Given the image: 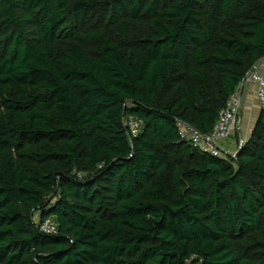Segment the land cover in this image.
<instances>
[{"label": "trees", "instance_id": "trees-1", "mask_svg": "<svg viewBox=\"0 0 264 264\" xmlns=\"http://www.w3.org/2000/svg\"><path fill=\"white\" fill-rule=\"evenodd\" d=\"M263 58L264 0H0V264H264V110L178 134Z\"/></svg>", "mask_w": 264, "mask_h": 264}, {"label": "built area", "instance_id": "built-area-1", "mask_svg": "<svg viewBox=\"0 0 264 264\" xmlns=\"http://www.w3.org/2000/svg\"><path fill=\"white\" fill-rule=\"evenodd\" d=\"M259 63L260 61L256 63L254 71L248 72L242 78L234 95L226 103L224 109L219 112L218 120L209 135L203 136L179 124L178 134L180 138L189 142L193 148L212 157L226 160L228 156H234L236 151L228 155L223 151V148L225 147L233 127L239 124V111L242 104L241 95L239 93L240 89L247 85L254 86L260 110H264V76L256 70ZM122 124L128 127L129 135L132 137L136 136L140 131L141 122L135 118L129 117L123 119ZM241 144L242 143L238 144V148ZM38 229L41 233L46 235H53L56 233V225L51 218H47L40 222Z\"/></svg>", "mask_w": 264, "mask_h": 264}, {"label": "crops", "instance_id": "crops-1", "mask_svg": "<svg viewBox=\"0 0 264 264\" xmlns=\"http://www.w3.org/2000/svg\"><path fill=\"white\" fill-rule=\"evenodd\" d=\"M256 70L264 76V59L260 60L259 66L256 68ZM239 93L242 100L239 111L241 124L240 127L236 128L235 134H232L227 141V154L231 153V147H234L235 149L239 143L245 142L250 137V134L261 111L256 98V89L254 86L247 85L240 89Z\"/></svg>", "mask_w": 264, "mask_h": 264}, {"label": "rangeland", "instance_id": "rangeland-1", "mask_svg": "<svg viewBox=\"0 0 264 264\" xmlns=\"http://www.w3.org/2000/svg\"><path fill=\"white\" fill-rule=\"evenodd\" d=\"M240 108H241V107H240ZM240 124H241V119H240V117H239V124H238V126L235 125V126L233 127V130H232L230 136H231L232 134H235L236 128H237V127H240ZM230 136L228 137V139L230 138ZM227 141H228V140H227ZM242 143H243V142H242ZM226 144H227V142H226ZM226 144H225V147L223 148V151L226 152V153H228V151H227L228 148L226 149ZM230 149H231V153H230V154H232L233 152H235V151L238 149V145L236 146L235 149H234V147H231ZM232 149H233V150H232ZM236 152H237V151H236ZM236 152H235V153H236ZM230 154H228V155H230ZM227 158H233V156H228Z\"/></svg>", "mask_w": 264, "mask_h": 264}, {"label": "water", "instance_id": "water-1", "mask_svg": "<svg viewBox=\"0 0 264 264\" xmlns=\"http://www.w3.org/2000/svg\"><path fill=\"white\" fill-rule=\"evenodd\" d=\"M255 70V66L252 68V70L251 71H254ZM240 148V147H239ZM238 152H239V150L234 154V156L233 157H235L237 154H238Z\"/></svg>", "mask_w": 264, "mask_h": 264}]
</instances>
